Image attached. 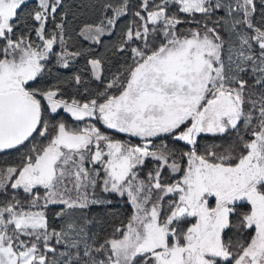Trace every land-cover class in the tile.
Instances as JSON below:
<instances>
[{
    "label": "snow or ice",
    "instance_id": "6c2138e0",
    "mask_svg": "<svg viewBox=\"0 0 264 264\" xmlns=\"http://www.w3.org/2000/svg\"><path fill=\"white\" fill-rule=\"evenodd\" d=\"M0 264H264V0H0Z\"/></svg>",
    "mask_w": 264,
    "mask_h": 264
}]
</instances>
